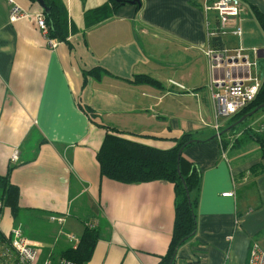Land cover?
<instances>
[{
	"label": "crops",
	"instance_id": "0c3cea01",
	"mask_svg": "<svg viewBox=\"0 0 264 264\" xmlns=\"http://www.w3.org/2000/svg\"><path fill=\"white\" fill-rule=\"evenodd\" d=\"M12 1L31 15L11 22L10 0H0V175L9 172L20 190L15 213L4 206L0 231L9 238L20 230L40 260L56 261L71 246L68 236L79 240L88 226L101 236L84 264H156L171 238L173 184L106 178L96 154L111 128L149 136L136 138L156 147L189 133L197 141L183 156L201 172L196 230L175 264H247L252 242H264V157L255 141L233 146L232 132L222 130L228 120L216 137L210 82L221 72L211 70L205 55L199 0L125 3L89 28L84 11L105 0H62L70 31L55 47L35 25L40 3ZM247 7L236 22L241 36L228 32L234 44L224 37L223 43L243 47L256 62L264 57V32L257 20L256 27L248 23L245 43L244 26L253 18ZM93 67L109 73L84 77ZM134 74H148L162 87L133 83ZM83 105L97 115L90 118ZM15 148L19 159L11 162Z\"/></svg>",
	"mask_w": 264,
	"mask_h": 264
},
{
	"label": "trees",
	"instance_id": "16d2710c",
	"mask_svg": "<svg viewBox=\"0 0 264 264\" xmlns=\"http://www.w3.org/2000/svg\"><path fill=\"white\" fill-rule=\"evenodd\" d=\"M43 2L48 8V13H45L48 36L57 39L58 42L65 41L70 31V21L65 3L62 0H43ZM125 3H128L127 0H105L102 4L85 10V27L89 28L111 18L116 10ZM135 3L138 4V2ZM252 8L256 20L264 32V13L256 6H252ZM221 45L218 44L217 47H221ZM107 73L109 72L102 67H93L83 71L84 77L90 76L96 80H99ZM132 82L147 84L156 88L162 87L159 80L148 74H134ZM263 102L264 80L256 98L240 112L233 115L222 130L233 132L240 124L244 127L249 118L256 112L263 110L264 107L246 117L237 125L227 129L233 122L241 118L242 115L253 110ZM81 107L90 118L97 115L91 107L85 105ZM261 128L264 127L260 126L258 132H251L250 129L252 128L247 126L243 129L247 136L258 143L260 154L264 157V129L261 130ZM190 135L189 133H183L179 138L169 139V141L174 143L171 146L156 147L139 141L136 138L145 136L146 139H149V136L111 128L105 133L96 154L100 175L106 178L122 183L166 180L173 184L174 219L171 238L165 254L160 255L156 264H175L178 249L195 234V208L199 196L201 172L194 163L188 161L183 156V149L187 145L197 141L191 139ZM235 141H239V139L236 138ZM0 199L3 202L1 211H3L4 206H7L15 213L20 199V190L17 185L10 181L9 172L0 175ZM100 236L101 234L98 229L85 226L82 235L79 237L77 246L75 248L70 246L65 249L62 252V257L71 259L77 264L86 263L90 259L96 241ZM8 241L9 238L0 231V248L4 247Z\"/></svg>",
	"mask_w": 264,
	"mask_h": 264
},
{
	"label": "built area",
	"instance_id": "2783aa9c",
	"mask_svg": "<svg viewBox=\"0 0 264 264\" xmlns=\"http://www.w3.org/2000/svg\"><path fill=\"white\" fill-rule=\"evenodd\" d=\"M201 9L205 15L206 39L209 43L205 50L212 71H220L221 76L215 77L210 82L211 98L214 104L215 121L212 125L216 132V137H220V129L224 125V120H229L233 115L240 112L250 102H252L262 84L258 76L253 75L252 68L254 61L249 60L245 49L241 46L225 47L223 37L230 32L240 37L242 30L239 24L241 15L246 12V3L243 0H199ZM31 15L23 10L18 4L10 0L9 20L14 22L18 19ZM35 25L46 39L50 47H55L57 39L48 36V25L45 21V13L42 10L39 14H33ZM213 37H220V43H212ZM222 44L221 47H217ZM256 53V49L253 48ZM180 88L183 86L174 80H170ZM254 129V124L249 125ZM264 128H261L263 130ZM19 149L15 148L10 161L17 162L19 159ZM226 192L224 195H230ZM3 202L0 199V220ZM68 241L71 247L75 248L78 238L70 234ZM0 264H77L71 259L60 257L56 261L50 258H39V250L33 246L28 238L18 229H12L11 236L6 245L0 248ZM247 264H264V242L253 241Z\"/></svg>",
	"mask_w": 264,
	"mask_h": 264
},
{
	"label": "rangeland",
	"instance_id": "374dc122",
	"mask_svg": "<svg viewBox=\"0 0 264 264\" xmlns=\"http://www.w3.org/2000/svg\"><path fill=\"white\" fill-rule=\"evenodd\" d=\"M243 1L249 6V7H247V13H251L253 15L252 16L253 18L248 17L249 20L245 23V26H244V30H245V37H244V39H245V43H246L247 42V39H246L247 38L246 37L247 36V33L250 32V25H248V23L253 24L255 27L257 26V23L255 21L256 18H255L254 14H253V8H252V6H256V7H258L259 5L264 6V0H243ZM255 3H258L259 5H255ZM252 35L257 36L258 35V31L256 29H254L253 32H252ZM232 37L233 36L232 35H229V34H227V35L224 36V41H225V44L227 46H230L231 44H234V43H232ZM233 42H234V40H233ZM228 43H231V44H228ZM250 59L253 60L254 58L253 59L250 58ZM252 73H253V75L258 76V78L260 80H263L264 79V57H257L256 58L255 65L252 68ZM177 83H179V82H177ZM175 87H177L179 89H182L183 88V87L180 88L178 85H175ZM263 116H264V109L256 112L255 114H253V116L251 118H249V120L245 123L247 125L244 124V127H243V125L240 124V126L235 131H233L232 134H228V140L230 142H232V143H235L233 146H235L236 143H245L246 145L248 143H253L254 141L252 140L251 137H249V136H247V134H245V131H244L243 128H245V126L249 127V125L251 123H253L254 124V129H250L251 132H258L260 130V126L264 127V121H260ZM258 118H259V120H258ZM236 138H238L239 141H235ZM230 142H228V144ZM232 143H230V144H232ZM249 156H252V154H250ZM39 258H40V256H39Z\"/></svg>",
	"mask_w": 264,
	"mask_h": 264
},
{
	"label": "water",
	"instance_id": "95a60500",
	"mask_svg": "<svg viewBox=\"0 0 264 264\" xmlns=\"http://www.w3.org/2000/svg\"><path fill=\"white\" fill-rule=\"evenodd\" d=\"M40 5L43 8L44 13H48V8L44 5L43 0H37ZM128 3L130 4H134L135 2H138V0H127ZM221 39L220 37H213L212 38V43H220ZM264 107V102L259 104L258 106H256L253 110L247 112L246 114H244L241 118H239L236 122H233L227 129L233 127L234 125H237L238 123L242 122L246 117L252 115L254 112H256L257 110L261 109Z\"/></svg>",
	"mask_w": 264,
	"mask_h": 264
}]
</instances>
